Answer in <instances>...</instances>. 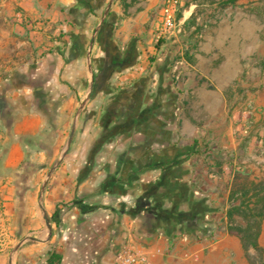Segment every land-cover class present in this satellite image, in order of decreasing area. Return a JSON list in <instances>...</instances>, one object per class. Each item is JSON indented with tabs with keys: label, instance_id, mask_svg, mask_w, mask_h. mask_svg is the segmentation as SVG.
<instances>
[{
	"label": "crops",
	"instance_id": "crops-1",
	"mask_svg": "<svg viewBox=\"0 0 264 264\" xmlns=\"http://www.w3.org/2000/svg\"><path fill=\"white\" fill-rule=\"evenodd\" d=\"M161 4L0 0V264H37L54 243L61 264H116L126 245L148 264H224L228 236L197 239L176 222L170 235L147 206L217 210L202 180L240 145V96L264 124V77H249L239 54L209 56L205 70L181 28L156 49ZM182 8L180 27L193 20ZM76 200L88 209L67 207Z\"/></svg>",
	"mask_w": 264,
	"mask_h": 264
},
{
	"label": "rangeland",
	"instance_id": "rangeland-1",
	"mask_svg": "<svg viewBox=\"0 0 264 264\" xmlns=\"http://www.w3.org/2000/svg\"><path fill=\"white\" fill-rule=\"evenodd\" d=\"M191 10L193 20L177 29L185 32L186 39L193 37L189 51L197 50L204 57L205 70L210 62L215 64L209 56L217 54V62H221L237 60L239 54L240 62L248 65L249 77L256 76L252 67L259 68L260 77H264V0H184L182 11L188 16ZM189 51L182 55L178 51L175 56L189 63ZM187 68L179 66L181 79L190 76L192 71ZM208 85V89L215 87ZM261 113L250 96L239 97L230 116L233 136L240 145L225 154L224 167L218 164L210 172L212 176L207 174L201 183V188L214 193L218 226L214 241L228 236L224 264H264V124L256 122Z\"/></svg>",
	"mask_w": 264,
	"mask_h": 264
},
{
	"label": "trees",
	"instance_id": "trees-1",
	"mask_svg": "<svg viewBox=\"0 0 264 264\" xmlns=\"http://www.w3.org/2000/svg\"><path fill=\"white\" fill-rule=\"evenodd\" d=\"M231 1V0H230ZM164 42V40L162 38H160L156 44V49H159V47L162 45V43ZM220 167L222 166L223 163H219ZM203 209L199 208V203H196L194 208L192 210L195 211H199L201 214V222L198 225V227L196 229H192L190 230L191 232L194 233L195 237L197 239H203L206 237H214L217 233V223L214 220V217L217 214V210L208 208V206L201 204ZM67 207H78L80 210L84 211L87 210L88 207L85 206L82 201L80 200H76L72 203V205L67 206ZM230 217L232 216V212H229ZM59 216H60V208H58L53 216V219H57V221H59ZM263 216V215H262ZM205 217V220L203 219ZM204 220V221H203ZM171 224V223H170ZM59 222L57 224V227L59 228ZM171 226L169 225V223H166V225H164V230L167 231V233H171L170 235H172L173 233V228H170ZM183 231L188 230V228L185 226H183V228H181ZM181 230V231H182ZM176 235L173 234L171 240L173 238H175ZM56 246L57 244L54 243L51 245L49 252H47L46 254H44L43 256H41L38 260L37 264H61V260H62V256L60 253L57 252L56 250ZM173 246L172 244L170 245L171 249Z\"/></svg>",
	"mask_w": 264,
	"mask_h": 264
},
{
	"label": "built area",
	"instance_id": "built-area-1",
	"mask_svg": "<svg viewBox=\"0 0 264 264\" xmlns=\"http://www.w3.org/2000/svg\"><path fill=\"white\" fill-rule=\"evenodd\" d=\"M183 2L184 0H162L159 14L160 31L158 39L179 27L178 14ZM16 15L20 21L24 22V14L20 10L17 11ZM215 236L203 239L213 242ZM115 262L116 264H148V254L145 251L126 245L117 253Z\"/></svg>",
	"mask_w": 264,
	"mask_h": 264
},
{
	"label": "flooded vegetation",
	"instance_id": "flooded-vegetation-1",
	"mask_svg": "<svg viewBox=\"0 0 264 264\" xmlns=\"http://www.w3.org/2000/svg\"><path fill=\"white\" fill-rule=\"evenodd\" d=\"M165 174H164V180H165ZM151 214H155L154 216H157L158 218L164 217V225L166 223H172L176 222L180 224V226L183 228V226L187 227L188 229H196L198 225L201 222V214L199 211L190 210V211H175L173 210H164V212L160 211L159 208L153 209V207L147 206ZM156 210V211H155ZM205 220V217L203 218ZM203 220V221H204Z\"/></svg>",
	"mask_w": 264,
	"mask_h": 264
},
{
	"label": "water",
	"instance_id": "water-1",
	"mask_svg": "<svg viewBox=\"0 0 264 264\" xmlns=\"http://www.w3.org/2000/svg\"><path fill=\"white\" fill-rule=\"evenodd\" d=\"M50 175H51V173L49 174V176ZM44 218H45L46 226H47V229H48V239H49V238L52 237V226H51L50 220H49V218L47 217L46 214L44 215ZM32 240L39 241V239H37V238H32Z\"/></svg>",
	"mask_w": 264,
	"mask_h": 264
}]
</instances>
